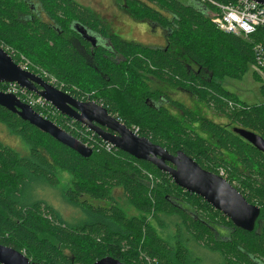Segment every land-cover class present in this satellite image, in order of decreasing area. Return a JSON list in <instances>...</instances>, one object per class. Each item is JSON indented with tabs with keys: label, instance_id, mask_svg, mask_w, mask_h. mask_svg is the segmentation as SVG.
<instances>
[{
	"label": "trees",
	"instance_id": "16d2710c",
	"mask_svg": "<svg viewBox=\"0 0 264 264\" xmlns=\"http://www.w3.org/2000/svg\"><path fill=\"white\" fill-rule=\"evenodd\" d=\"M115 2L134 20L161 28L166 45L124 39L77 0H0V46L17 63L27 57L30 71L54 76L63 91L102 104L139 135L172 153L183 150L223 175L261 206L259 233L235 227L169 173L108 147L52 105L34 108L91 145V157L0 105V124L27 145L21 151L0 138V243L43 264H94L107 255L126 264H264V152L234 131L244 127L264 137V101H242L222 81L241 79L251 65L263 80L254 46L264 44V30L250 39L222 31L210 14L218 8L203 0ZM76 23L100 35V43L93 47L83 39ZM155 78L227 122L152 88ZM5 86L0 82V90ZM34 186L61 189L81 216L67 220L53 204L36 199ZM118 190L135 214L121 205ZM221 227L228 236L219 235Z\"/></svg>",
	"mask_w": 264,
	"mask_h": 264
},
{
	"label": "water",
	"instance_id": "95a60500",
	"mask_svg": "<svg viewBox=\"0 0 264 264\" xmlns=\"http://www.w3.org/2000/svg\"><path fill=\"white\" fill-rule=\"evenodd\" d=\"M264 4V0H255ZM76 31L94 46L101 41L83 25L76 23ZM0 82H16L21 87L35 92L50 102L61 114L73 118L99 135L104 141L128 152L140 160L155 164L169 173L174 182L188 192L204 198L215 209L227 215L236 226L249 231L255 228L261 208L247 198L225 177L203 168L183 150L172 153L146 136L137 134L131 127L96 101H83L50 84L41 75L23 69L12 56L0 46ZM0 105L17 113L40 130L77 151L85 158L93 155L94 149L76 136L44 117L33 106L25 103L16 94L0 90ZM244 139L264 152V137L244 127H234ZM1 264H43L32 261L24 252L0 243ZM94 264H126L112 255H107Z\"/></svg>",
	"mask_w": 264,
	"mask_h": 264
},
{
	"label": "rangeland",
	"instance_id": "374dc122",
	"mask_svg": "<svg viewBox=\"0 0 264 264\" xmlns=\"http://www.w3.org/2000/svg\"><path fill=\"white\" fill-rule=\"evenodd\" d=\"M77 1L85 5H89V6L92 5L94 7H97L98 9L103 8L102 10L100 9L99 10L102 12V14H104L103 17L104 23L109 28H111L114 25V22L112 20V17L114 15L118 17V14H120L122 16L128 17V15L124 13L121 9H119L118 13L115 12L116 10H114V7L115 6L118 7L117 3L115 2L116 0H77ZM131 20H133V24H131L132 23L131 22L128 24V26L122 27L116 25V27L122 32L121 33L118 29H115L116 34L128 40H133V36L136 35L139 37L140 40V41L137 40L136 41L141 43L156 42L159 45H163V46L166 45V38L164 36V31L161 28L159 27L154 28L151 26L148 27V25H146L144 22H139L132 18ZM137 27L140 28L141 30L137 29ZM143 28H146L148 31H143L144 30ZM255 70H256L255 66L251 65L249 70L245 73V75L241 79L231 78L227 76L222 79L223 84L226 88L233 91L242 101H246L247 103L250 104L262 103L264 101V96L261 92V85L264 82V73H261L263 80L259 81L254 76ZM151 85L152 88L155 89L159 88L162 92L167 93V95L171 96L172 98L174 97L176 99H179L180 101L188 104L189 106L193 105L195 109L198 110L203 115H206L217 121H222L224 123L227 122L226 118L223 119L219 118L218 115L215 114L212 108L208 109V107L206 108L205 105L196 103L194 100H192L193 97L191 95H188L186 92L180 91L174 87L162 83L157 78L152 80ZM167 104L169 105L170 103ZM172 110L174 112H177V110L173 107ZM0 138L3 139L7 144L14 146L15 148L21 151H25L27 148L25 142H23L17 136L10 134L7 128H5V126L2 124H0ZM32 190L33 193L36 194L37 196L36 199L46 200L47 202L53 204L56 208H58L61 211V213L67 220L71 221L74 218H79L81 216L75 207H73L65 199H63L61 189L59 192L55 189H51L50 187L34 186ZM117 194L119 195V201L121 205L126 209L127 213L129 215L135 214L137 212L136 209L133 206H131L127 198L123 196L122 191L118 190ZM228 234H229V230L225 231L224 235L226 236ZM210 258L214 260L213 255L210 256Z\"/></svg>",
	"mask_w": 264,
	"mask_h": 264
},
{
	"label": "built area",
	"instance_id": "2783aa9c",
	"mask_svg": "<svg viewBox=\"0 0 264 264\" xmlns=\"http://www.w3.org/2000/svg\"><path fill=\"white\" fill-rule=\"evenodd\" d=\"M203 1L210 2L218 8L217 12H212L210 14L218 28L222 31L237 35H243L245 38L250 39V36L255 33L259 28H262L264 30V4H261L255 0H235L231 4H225L215 0ZM254 50L257 57L256 67L259 69L260 73H264V44H255ZM21 56L22 59L18 62L19 65L23 69L29 70V66H27L29 65V61L24 55ZM42 77L46 79V81H48L50 84L59 88L57 86V80L54 76H51L48 73L44 72V76ZM5 85L6 86L4 87V89H2L3 91L16 94L25 103H28L33 106V108L34 106H38L41 109L45 110L47 107L52 105L44 97L38 95L35 92L29 91L26 88L21 87L16 82L5 83ZM229 103L230 105L233 104L231 100H229ZM49 112L53 113V111L51 110H49ZM133 130L138 134V128L136 130ZM85 144L89 147H92L87 143ZM107 145L108 147H115L112 143L109 142H107ZM151 179L153 181L152 174Z\"/></svg>",
	"mask_w": 264,
	"mask_h": 264
},
{
	"label": "crops",
	"instance_id": "0c3cea01",
	"mask_svg": "<svg viewBox=\"0 0 264 264\" xmlns=\"http://www.w3.org/2000/svg\"><path fill=\"white\" fill-rule=\"evenodd\" d=\"M89 6V5H88ZM89 7H91L98 15H100L101 17H104V14H102V12L100 11V10H102L103 8H97V7H94V6H89ZM119 6L117 7V6H115L114 7V10H116L115 12H117L118 13V11H119ZM113 10V11H114ZM122 10V9H121ZM124 13H126L124 10H122ZM127 14V13H126ZM128 15V14H127ZM119 17V18H118ZM118 17L116 16V15H114L113 17H112V20H113V22H114V25L111 27V28H109L108 27V29L110 30V31H113V32H115L116 33V30L115 29H118L117 27H116V25H118V26H128V24L129 23H131V24H133V20H131V18H130V16L128 15V17H125V16H122V15H120V14H118ZM133 19V18H132ZM139 22H142V21H139ZM146 25H148V27L150 26L149 25V23H147V22H144ZM137 29H139V30H141L140 28H138L137 27ZM144 30L143 31H148L146 28H143ZM119 30V29H118ZM125 30H127V29H125ZM120 31V30H119ZM121 32V31H120ZM122 33V32H121ZM123 35V34H122ZM126 35V34H125ZM140 36V35H139ZM141 37V36H140ZM133 40H137V41H140L139 40V37L138 36H136V35H134L133 36ZM144 43H146V42H144ZM154 44V45H159L158 43H156V42H149V43H147V44Z\"/></svg>",
	"mask_w": 264,
	"mask_h": 264
},
{
	"label": "flooded vegetation",
	"instance_id": "af4514ba",
	"mask_svg": "<svg viewBox=\"0 0 264 264\" xmlns=\"http://www.w3.org/2000/svg\"><path fill=\"white\" fill-rule=\"evenodd\" d=\"M93 33V32H92ZM79 34V33H78ZM95 35H97L98 36V34H96V33H94ZM80 35V34H79ZM100 36V35H99ZM98 36V37H99ZM101 39V38H100ZM91 43V42H90ZM92 46L94 47V45L92 44ZM97 46V45H96ZM232 184V183H231ZM237 188V187H236ZM238 189V188H237ZM240 191V190H239ZM241 192V191H240ZM242 193V192H241ZM243 194V193H242ZM244 195V194H243ZM245 196V195H244ZM246 197V196H245ZM247 198V197H246ZM204 199V198H203ZM248 200V199H247ZM249 201V200H248ZM250 202V201H249ZM251 204H254V205H256V206H258V207H260L261 208V206H259L258 204H255V203H253V202H250ZM223 213V212H222ZM224 214V213H223ZM225 215V214H224ZM261 215H262V208H261V213H260V215H259V217L257 218V220H256V224H255V228H254V230L253 231H255V232H257V233H259V231H258V224H259V222L261 221ZM227 218H228V220H230L233 224H234V222L227 216V215H225ZM234 226L235 227H238V228H241V229H244V228H242V227H239V226H236L235 224H234ZM229 229H227V228H222L221 227V229H219L218 231H219V235L221 236V237H223L224 238V233H225V231H228ZM244 230H247V229H244ZM247 231H249V230H247ZM251 232V231H250ZM229 233H230V230H229ZM229 235V234H228ZM228 235H226V236H228Z\"/></svg>",
	"mask_w": 264,
	"mask_h": 264
},
{
	"label": "clouds",
	"instance_id": "9594fccd",
	"mask_svg": "<svg viewBox=\"0 0 264 264\" xmlns=\"http://www.w3.org/2000/svg\"><path fill=\"white\" fill-rule=\"evenodd\" d=\"M46 80V79H45ZM223 176V175H222ZM224 177V176H223Z\"/></svg>",
	"mask_w": 264,
	"mask_h": 264
},
{
	"label": "bare ground",
	"instance_id": "6f19581e",
	"mask_svg": "<svg viewBox=\"0 0 264 264\" xmlns=\"http://www.w3.org/2000/svg\"><path fill=\"white\" fill-rule=\"evenodd\" d=\"M218 10V9H217Z\"/></svg>",
	"mask_w": 264,
	"mask_h": 264
}]
</instances>
